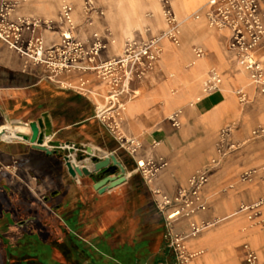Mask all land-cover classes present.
Returning <instances> with one entry per match:
<instances>
[{
  "label": "crops",
  "instance_id": "crops-1",
  "mask_svg": "<svg viewBox=\"0 0 264 264\" xmlns=\"http://www.w3.org/2000/svg\"><path fill=\"white\" fill-rule=\"evenodd\" d=\"M19 1L17 12L20 15L36 17L39 14L37 0ZM205 1L184 3L178 0L177 4L180 10L193 11ZM81 20L76 35L89 43L96 25ZM148 20L152 23L154 18ZM196 21L199 20L186 22ZM186 22L181 27L180 45L163 41V50L152 68L130 81L132 95L121 114V130L141 142L136 158L161 157L166 162L151 183L144 182L150 194L151 187L172 194L186 183L191 173L216 155L219 131L229 127L227 144L231 147L210 171L203 190L206 209L194 217L215 226L188 240L190 251L201 250L202 253L187 264H243L242 244H249L259 256L264 250L262 229L247 227L244 211L240 210V206L252 204L264 194V179L259 170L264 166V144L250 137L254 127L264 125V94L256 91L238 66L234 53L227 48V30L208 32L199 30L195 24L183 29ZM40 34L43 36V31ZM97 34L108 38L100 60L120 54L124 41L121 36L114 31L110 36L100 30ZM136 37L143 35L138 32ZM193 46L202 47L205 54L191 63ZM256 56L264 65V47L256 51ZM210 67L219 71L222 84L219 90L205 94L202 80ZM239 90L245 94V101H240ZM105 98L106 84L94 72L71 70L52 74L43 65L32 63L0 42V129L8 134L0 139V261L8 255V247L23 244L24 230H31L30 239L34 236L33 213L38 210V196L49 202L61 194L62 205H56L50 212L54 215V210H62L61 230L69 247L81 239L76 232L83 229L81 220L87 213L86 207L103 215L101 220L106 226L101 233L106 227L112 229L109 219L114 215L117 218L121 212L120 207L112 203L131 189V178L137 171L134 158L106 126L93 117V106L104 103ZM85 105L89 108L85 109ZM176 110L181 111L179 127H174L168 119ZM43 112L48 114L52 125L49 139L77 147L90 145L102 155L114 154L124 167L125 180L97 191L93 185L100 179L99 171L74 177L58 153L47 155L28 141L13 138L17 133L30 135L28 123L41 117ZM19 127L24 130L10 135L9 129ZM47 141L48 138H44V142ZM250 169L258 170L253 179L240 181V174ZM118 172L116 170V174ZM87 203L91 204L87 206ZM161 222L163 224L162 216ZM57 225L55 222L48 228L58 234ZM185 227L186 221L176 224V229ZM149 245L147 236L136 242L132 233L131 240L123 242L121 248L127 255L132 253L133 259L138 250L145 261L151 253Z\"/></svg>",
  "mask_w": 264,
  "mask_h": 264
},
{
  "label": "built area",
  "instance_id": "built-area-1",
  "mask_svg": "<svg viewBox=\"0 0 264 264\" xmlns=\"http://www.w3.org/2000/svg\"><path fill=\"white\" fill-rule=\"evenodd\" d=\"M264 0H206L199 7L179 19L174 11L172 0H158L164 28L158 33L146 37H127L123 41L118 56L100 60L99 56L106 48L108 38L92 33L89 43L76 35L74 23V6L62 1L57 19H40L37 17L11 16L16 1L0 0V42L20 55L26 56L34 64H44L52 74L64 71H92L106 84L104 103L94 106V117L102 122L113 134L119 145L135 161V169L146 183H151L159 171L166 165L161 157H137L141 142L137 137L128 136L121 130V114L125 102L132 95L129 83L140 78L159 58L163 41L174 46L181 43L180 33L183 23L188 20L204 19L208 27L215 30H227V48L236 57L238 66L245 71L249 82L256 91L264 94V65L257 58L256 51L264 47ZM96 11L92 0H83L82 13L85 22L90 24L91 13ZM97 12V11H96ZM101 13V11H100ZM58 24L59 39L45 43L38 35L39 27L54 29ZM110 36V32L107 31ZM110 41L112 39L110 38ZM192 62L204 56L200 46L192 47ZM222 84L219 71L210 67L202 80V92L205 94L217 91ZM240 101H245V94L237 91ZM180 110L171 113L168 119L174 127H179ZM0 129V137L2 133ZM229 127L222 128L215 144L216 155L200 169L189 175L186 183L176 188L174 193L166 194L158 187H151L153 203L163 219L167 247L174 257L173 264H184L202 253L201 250L190 251L188 240L196 237L213 223L207 220H196L194 217L206 209L203 190L208 182L210 171L226 155L231 145L227 144ZM252 139H259L264 144V125H257L250 131ZM14 139L23 140L14 135ZM155 144V143H154ZM227 145V146H226ZM264 179V166L260 169ZM258 172L250 169L240 174V181H251ZM264 194L254 203L240 206L247 218L259 219L264 233ZM179 221H186V227L176 229ZM244 264H264V250L259 256L249 244H242Z\"/></svg>",
  "mask_w": 264,
  "mask_h": 264
},
{
  "label": "rangeland",
  "instance_id": "rangeland-1",
  "mask_svg": "<svg viewBox=\"0 0 264 264\" xmlns=\"http://www.w3.org/2000/svg\"><path fill=\"white\" fill-rule=\"evenodd\" d=\"M8 1H16L17 4L20 2L19 0ZM37 1L39 7V14L36 15L37 18L55 21L60 4L62 1H66L72 3L74 6L73 18L76 28L77 25L79 26L81 24V19L86 20L82 13L83 0ZM92 1L97 11L94 10L91 13L90 21L96 25L93 27V31L96 30L97 32L100 30L104 31L105 34H107V31L110 33L114 31L124 40L127 37H136L138 32L142 33L143 37H146L156 34L164 28L158 0ZM177 2L178 0H172L174 11L179 19H183L190 12L180 10ZM17 4L11 12V16L20 15L17 12L19 8ZM152 18H154V21L151 23L148 19ZM192 24H195L199 30L214 32L203 20L190 23L186 22L183 29H186V27ZM58 26V24L54 23L53 30L39 27L38 35L41 36L40 33L43 31L44 37H41L45 43L55 42L59 39ZM167 44L170 43L167 42ZM23 57L28 59L26 56ZM39 65H43L47 69L44 64ZM88 108L85 105V109ZM92 110L94 117V106ZM131 182V189L124 193L123 196H119L112 203V205H118L121 211L117 218V215H114L113 219H109L112 229L110 226L104 227V233H101V229L105 225L101 220L103 215L93 213L92 207H86L84 211L87 213L82 215L83 218L81 220L83 229L76 232V236L81 237V239L78 243L76 242V245H72L71 247L66 245L63 235L64 230H61L63 228L62 210L60 208L54 210V215L50 212L56 205H62L61 194L52 197L49 202L44 200L43 197L38 196V210H35L33 213L35 217L34 226L36 227L32 233L34 236L30 239L28 233H31L29 232L31 230H24L23 244L12 248L8 247L6 249L8 255L5 256L3 261H0V264H172V253L168 250L167 243L165 242L164 225L161 222L160 214L153 204V198L144 184L145 180L137 171L132 176ZM57 184L61 186V184ZM90 204L87 203L86 205L88 206ZM262 213H264V209ZM244 214L247 227L260 228V218L250 220L247 218L245 212ZM55 222L58 223L57 226L60 228L58 234L57 231L54 234L48 228L49 224ZM214 226L208 227L204 232ZM132 233L136 242L141 241L146 236L147 240L149 239L151 253L147 260H143V256L138 253V250H136L135 258L133 259L132 253H128L127 255L126 250L121 248L123 242H129L131 240ZM105 236H107V239H104ZM73 250L75 252H72ZM77 254L79 258L76 260L75 257H77Z\"/></svg>",
  "mask_w": 264,
  "mask_h": 264
},
{
  "label": "water",
  "instance_id": "water-1",
  "mask_svg": "<svg viewBox=\"0 0 264 264\" xmlns=\"http://www.w3.org/2000/svg\"><path fill=\"white\" fill-rule=\"evenodd\" d=\"M28 127L30 135L22 133L16 135L21 136L33 148L44 151L47 155L58 153L72 176H90L99 171L100 179L93 185L97 191H103L125 180L124 167L114 154L102 155L95 152L90 145L77 147L74 144L69 145V143L49 139L52 136V125L46 112L29 122ZM44 138H48L47 143L44 142ZM72 154L74 156L70 158ZM116 170H119L117 174Z\"/></svg>",
  "mask_w": 264,
  "mask_h": 264
},
{
  "label": "bare ground",
  "instance_id": "bare-ground-1",
  "mask_svg": "<svg viewBox=\"0 0 264 264\" xmlns=\"http://www.w3.org/2000/svg\"><path fill=\"white\" fill-rule=\"evenodd\" d=\"M197 1H202V0H183V2L185 3H194V2H197ZM189 12H191V11H189ZM57 19V18H56ZM16 130H24L22 127H19V128H16V129H9V131H10V135H14L15 134V131ZM4 138H6L7 136H8V134H6V133H4L3 135H2Z\"/></svg>",
  "mask_w": 264,
  "mask_h": 264
}]
</instances>
